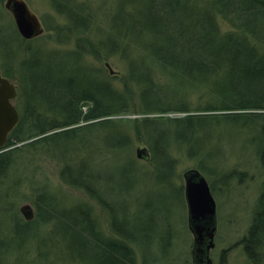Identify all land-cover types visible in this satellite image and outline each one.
I'll list each match as a JSON object with an SVG mask.
<instances>
[{
  "label": "trees",
  "instance_id": "trees-1",
  "mask_svg": "<svg viewBox=\"0 0 264 264\" xmlns=\"http://www.w3.org/2000/svg\"><path fill=\"white\" fill-rule=\"evenodd\" d=\"M127 2L133 16H127ZM50 3L72 28L84 30L89 26L91 18L84 3ZM118 4L113 20L119 19L121 26L115 28L116 33H107L106 41H99L98 47H89L90 43L82 39L63 54L53 51L30 55L29 43L25 42V55L15 71L9 59L16 56L14 45L24 39L14 27L7 33L0 27V51L6 62L0 69L4 77H16L18 81L15 102L19 111V119L4 144L11 148L0 153V179L5 180L21 150L58 155L66 160L61 180L96 200L114 234H102L90 206L79 203L58 208L49 195L44 196L46 189L35 187L40 190L34 201L35 218L30 224L15 221L11 237L0 238V252L8 240L27 236L34 250L40 252L57 240L60 252L80 264H159L167 256L173 232L165 217L168 198L162 192L166 186L160 187L156 178L159 193L148 192L142 201L134 193L137 207L131 211L127 193L144 186L142 179L148 172L140 170L128 156L119 165L96 163L92 157L93 143L104 149L128 145L130 135L118 131L122 124L137 122L134 127L146 144L155 174L173 169L171 142L184 145L187 154L196 156L199 152L204 158L219 150L218 156L222 153L219 134L231 137L235 131L247 135V143L258 152L264 166V0H209L206 5L196 0H121ZM217 15L233 30L221 34ZM117 30L143 38L144 47H120ZM91 48L98 59L106 48L109 54L127 57L130 79L141 88V118L112 119L133 113V104L106 73H96L82 64L83 54ZM59 56L70 59L59 61ZM136 62H143L137 71L131 67ZM151 67L165 74L168 82H156ZM189 89H200L201 96L208 98L191 108L181 96ZM84 102L91 105L85 113L81 109ZM172 111L186 114L162 116ZM221 125L224 129H219ZM66 126L71 127L64 129ZM92 127L107 132L92 137ZM81 153L86 157L73 163ZM157 175L152 174L154 179ZM47 224L50 228L45 231ZM263 236L264 183L249 234L241 240L250 258L256 255ZM47 239L52 244L46 243Z\"/></svg>",
  "mask_w": 264,
  "mask_h": 264
},
{
  "label": "rangeland",
  "instance_id": "rangeland-1",
  "mask_svg": "<svg viewBox=\"0 0 264 264\" xmlns=\"http://www.w3.org/2000/svg\"><path fill=\"white\" fill-rule=\"evenodd\" d=\"M24 1L38 18L42 31L31 38L25 39L22 37L24 41L19 44L14 43L13 48L16 51V56L13 59H9L12 61L11 64L14 71L17 63L25 55L22 48L25 47L26 43H29L27 51H30V55L35 52L45 53L53 51H59L61 52L59 54H63L77 47L78 40L82 39H84V43H90L89 47H98V42L103 41L107 33L113 30L116 33L115 28L118 29L121 26L119 19L113 20L119 8L118 3L121 0H77L84 3L91 18L89 26L84 30L72 28L65 17L56 13L50 0ZM196 1L199 5H206L209 0ZM5 3L6 0H0V27L7 33L11 27L16 30L17 28L11 12L5 7ZM125 9L129 13L127 16L134 15L129 2H127ZM216 22L221 34L233 30L220 15L216 16ZM116 37L117 44L120 47H144L145 40L143 38V40L138 39L137 35L133 33L117 30ZM119 54H109L108 48H106L104 54L98 59L96 52L91 48L83 54L81 60L84 66L91 67L94 72L99 73V70H101L106 73L114 87L118 90H123L130 98L133 104V113L116 115L112 119L129 120L141 118L144 114L139 111L140 84L130 79L128 59H126V56ZM2 55L3 53L0 51V64L5 62V58L3 60ZM140 55L142 57L145 53L143 52ZM69 59H65L62 56L58 58L59 61L65 62ZM142 63L136 62L131 67L137 71V69L141 68ZM151 68V77L156 82H168L165 74L156 67ZM0 73L2 74L1 69ZM11 81L16 84L18 89L16 77L13 80L11 79ZM181 96L187 99L191 108L203 104V99L208 98L205 94L201 96L200 89L186 90L182 92ZM15 98L12 99V103L16 106ZM90 106L88 102L81 103V109L84 113L89 110ZM185 114L172 111L164 113L162 116L177 117ZM149 116H154V114ZM135 124H122L118 128L121 134L124 132L125 135L126 133L130 135L129 146L125 145L117 149H104L102 145L98 147L97 144L93 143L92 148L94 150L92 153L94 154L92 157H94L96 163L102 162L106 165L117 163L119 165V162H122L128 156L135 161V165L140 170L148 172L142 179L144 186L137 187L133 193L131 191L127 193L131 211H134L137 207L134 193H136L135 197L139 198L140 201L148 192L157 193L158 191L159 193L160 190H157L158 186L155 185L156 178H159L157 181L162 184L160 187H163V184L166 186V189L162 192L164 194L163 197L167 196L168 198L167 207L169 208L165 217L170 221V229L173 233L168 254L165 258L160 259L159 264H193L192 248L194 235L188 226L184 179V172L189 169H196L206 177L216 204L214 245L209 249L211 264H264V236L261 237L260 246L256 249V255H254L257 258H250L241 242L244 237L248 236L250 226L253 224L256 205L263 191L264 183V166L261 165L258 152L247 143V135L243 131L238 133L233 131L234 133L231 137H222L223 135L219 134L221 146H218V148L222 149V153L217 156L218 150L217 153L211 152L210 155L204 156V158H201L199 152L196 153V156L187 154V148L184 145L171 142L169 150L175 157L174 167L168 173L159 174L157 172V175L154 173L153 164L149 161V158H145L144 155L138 156L136 153L138 148H145L146 150L147 148L140 133L136 132ZM70 127L66 126L64 129ZM223 127L224 125H221L219 129H224ZM92 130L91 133L93 134L90 133L92 137L107 132L103 128L98 129L96 127H92ZM10 148L0 146V153ZM33 152L21 150L20 155L17 153L7 171L8 174L5 180L0 179V238L11 237L10 230L14 227L15 221L18 224H26V222L30 224V220L35 218L37 208L34 201L37 198V194L40 193V190L37 192L38 189L36 190L35 187L46 189L47 194L43 193L44 196L47 197L49 195L58 208H66V205L79 203L90 206L102 234L114 237L108 222V216L96 200L90 198L79 188L67 185L61 180L60 172L63 165L66 164V160L54 154L40 155L34 150ZM85 157L86 154L81 153L78 158L73 160V163H77ZM152 174L157 175V177L154 179ZM26 204L32 208V219H27L21 212V207ZM46 226L48 227H43L45 231L50 228L49 224ZM7 242V245L3 247V252H0V255L2 254L0 264H80L60 252V246L56 243L57 240L54 241L53 246L48 248L46 246V250H42V252H40L41 250H34L27 236L16 238L13 242L9 240ZM46 243L52 244V241L47 239Z\"/></svg>",
  "mask_w": 264,
  "mask_h": 264
},
{
  "label": "water",
  "instance_id": "water-1",
  "mask_svg": "<svg viewBox=\"0 0 264 264\" xmlns=\"http://www.w3.org/2000/svg\"><path fill=\"white\" fill-rule=\"evenodd\" d=\"M5 7L11 12L16 28L23 38H31L42 31L36 15L28 9L23 0H6ZM16 97V86L0 73V146H4L9 132L19 119V113L12 103ZM137 155L148 158L145 148H138ZM185 199L188 208V226L194 235L193 264H211L209 249L214 245L216 231L215 201L204 176L196 169L184 172ZM27 219H32L30 205L21 207Z\"/></svg>",
  "mask_w": 264,
  "mask_h": 264
},
{
  "label": "bare ground",
  "instance_id": "bare-ground-1",
  "mask_svg": "<svg viewBox=\"0 0 264 264\" xmlns=\"http://www.w3.org/2000/svg\"><path fill=\"white\" fill-rule=\"evenodd\" d=\"M24 1V0H23ZM25 2V1H24ZM26 3V2H25ZM28 7V6H27ZM29 9V8H28ZM7 78V77H6ZM9 79V78H8ZM9 80H11V79H9ZM14 83V82H13ZM15 84V83H14ZM15 86H16V84H15ZM16 96H17V87H16ZM16 107V106H15ZM16 109H17V107H16ZM17 111H18V109H17ZM19 113V112H18ZM204 176V175H203ZM204 178L206 179V177L204 176ZM206 181H207V179H206ZM207 183H208V181H207ZM208 185H209V183H208ZM209 188H210V186H209ZM211 191V190H210ZM212 194V193H211ZM212 197H213V195H212ZM214 198V197H213ZM215 201V200H214ZM215 209H216V204H215Z\"/></svg>",
  "mask_w": 264,
  "mask_h": 264
}]
</instances>
